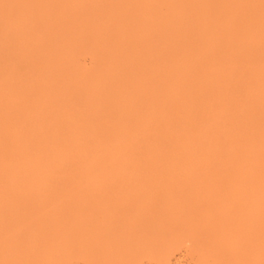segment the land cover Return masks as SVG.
<instances>
[{
	"label": "bare ground",
	"instance_id": "bare-ground-1",
	"mask_svg": "<svg viewBox=\"0 0 264 264\" xmlns=\"http://www.w3.org/2000/svg\"><path fill=\"white\" fill-rule=\"evenodd\" d=\"M181 244L264 264V0H0V264Z\"/></svg>",
	"mask_w": 264,
	"mask_h": 264
},
{
	"label": "rangeland",
	"instance_id": "rangeland-1",
	"mask_svg": "<svg viewBox=\"0 0 264 264\" xmlns=\"http://www.w3.org/2000/svg\"><path fill=\"white\" fill-rule=\"evenodd\" d=\"M84 64L89 66V62L85 61ZM199 257L192 253L189 249V245L181 244L174 248L169 255L168 264H204L200 262ZM79 264V263H75ZM140 264H157V261L150 259H141Z\"/></svg>",
	"mask_w": 264,
	"mask_h": 264
}]
</instances>
